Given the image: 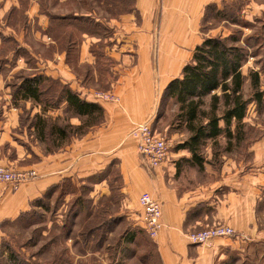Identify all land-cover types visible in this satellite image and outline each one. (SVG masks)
<instances>
[{
    "label": "crops",
    "instance_id": "0c3cea01",
    "mask_svg": "<svg viewBox=\"0 0 264 264\" xmlns=\"http://www.w3.org/2000/svg\"><path fill=\"white\" fill-rule=\"evenodd\" d=\"M222 1L226 0H136V14L121 15L119 20L93 18L113 31L112 36L104 40L110 44L103 53L116 62L110 69L116 80L101 93L114 94L119 98V104L94 98V94L100 92L99 72L91 47L102 40L100 37L84 36L82 43L73 50L77 64L88 65L92 73L89 78L82 79L70 66L68 50H62L45 34L50 20L39 5L30 6L31 9L26 11L29 19L19 34L10 37L6 32L0 33V46L2 36L12 38L18 48L25 49L30 56V62L19 57L11 63L10 57L3 65L0 63V166L34 170L38 174L17 192L0 183V254L3 225L28 212L31 203L50 187L64 179L73 182L94 179L117 166L122 180L121 208L134 226L137 223L132 216L138 214L142 230L138 238L142 235L147 238L152 248L147 254L152 253L155 264H264V226L259 225V210L264 207V174L258 170L259 164L264 162V140L250 147L252 158L246 163L226 152L218 156L219 164H216L211 156L203 153L201 167L193 161L188 150L177 148L183 141L169 153L164 168L150 174L141 166L136 144L129 137L134 125L154 121L163 90L181 77L183 68L192 60L194 49L203 42L202 39L187 55L171 48L170 44L168 48L161 46L158 50L146 48L144 40H157V33L154 31L148 38L143 33L129 31L131 22L136 19L134 15L153 28L173 23H191L195 28L206 7L214 3L220 7ZM8 2L10 6H19L18 0ZM7 6L6 3L5 8ZM256 8L258 5L250 2L245 13L251 17L252 11L256 14ZM190 32L179 34L175 30L162 36L169 41L177 38L192 40L193 32ZM28 37L44 45L46 53L35 52L24 41ZM3 68L9 73L8 80L21 71L58 80L81 99L98 103L105 111L103 125L69 145L48 152L37 138L34 127L33 120L35 115L41 114L40 108L32 101L14 98L6 85L7 79L3 78ZM64 107L49 111L48 115L55 112L59 116ZM25 117H28L27 121H24ZM208 147L205 149L211 153ZM107 180L95 189L109 196ZM144 193L151 194L162 206L163 228L155 240L148 237L141 225L139 198ZM216 224L230 226L242 236L219 238L205 245L188 242L189 234Z\"/></svg>",
    "mask_w": 264,
    "mask_h": 264
},
{
    "label": "rangeland",
    "instance_id": "374dc122",
    "mask_svg": "<svg viewBox=\"0 0 264 264\" xmlns=\"http://www.w3.org/2000/svg\"><path fill=\"white\" fill-rule=\"evenodd\" d=\"M119 1L127 2V0H31L30 3V0H28L27 10H29L30 6L33 7L37 4L41 9L49 8L52 13L64 14L69 19L78 18V16H89L92 12H95L108 20H119L121 15H126L121 11L118 4ZM250 2L258 5V8H256V14L252 11V16L248 17L245 11ZM6 3L8 4L7 8H5ZM17 3H19V0ZM224 4L226 5L225 10L228 14V19L231 20L237 17L233 25L224 23L222 20H210L207 29L203 31L201 24L205 15L204 12L199 24L195 25V28H193L191 23L187 25L182 23L161 24L155 25L156 28H153V25L143 24L142 20L138 19L137 15H134L136 19L131 22L133 25L128 30L133 33H143L144 35H148V38L155 31L158 36L157 40H144L146 48L150 47L158 50L161 46L168 48L170 44L171 48L177 49L179 53L184 55H187L190 49L204 38H226L232 33H237L240 36L241 46L248 51V59L242 68V73L246 77L245 96L252 98L253 92L247 79L252 70L260 73L261 91L264 93V0H226ZM223 6V4H220V8H223ZM242 6H244L243 9L238 13L237 9L242 8ZM135 7L136 0H129V11H131L129 14L135 13ZM14 8V6H10L8 0H0V33L6 32L10 37L19 34L25 26V18L21 19L20 13H17L16 8L15 10ZM27 10H25V13ZM25 13L24 16L26 17L27 24L29 16L27 17ZM92 16H95V14L93 15L92 13ZM33 19L36 20V17L33 16ZM83 24L85 22L81 23V25ZM175 30L179 34L185 31L189 33L192 30L193 39L177 38L169 41L163 37ZM100 32L107 37H111L113 33L110 28L100 29ZM189 35H191V32ZM68 38L72 39L71 36ZM24 41L30 44V47H33L32 49L35 52L42 53L44 51L46 53L45 49H43L45 48L44 45L39 42L29 37L24 38ZM107 44H110V42L108 41ZM48 54L51 55L50 52ZM25 60L28 61V57ZM70 66L74 68L73 70L82 79H86L88 74H90L88 65L81 67L72 62ZM2 72L3 78L7 79L6 85L10 88V93L13 95L14 87L12 83L16 81V76L8 80L9 73L7 70L4 69ZM92 81L93 84L95 80L92 78ZM98 82L99 91L103 92L112 80L100 79ZM165 90L166 88L163 90L157 105L154 130L157 134L165 136L170 141L171 153L180 142L186 140L187 135L183 130H178L176 126L172 125L174 123L173 115L177 111V108L173 106L172 102L163 101ZM117 99L118 102L109 103L119 104V98L117 97ZM35 106L40 108L41 113L43 107L39 105ZM39 108L37 109L39 110ZM52 113L45 115L50 119L49 129L55 124V120H58L61 126L65 128L72 126L74 127L73 133L75 131L78 133L74 136L69 135L68 144L75 139L85 137L88 133L101 127L105 120L104 117L101 124L87 128L82 126L86 121L84 118L76 117L70 113L67 114L64 110L60 111L59 116L55 112ZM27 120L28 117H25L24 121ZM245 120L247 127H251L253 131H250V135L252 136L241 147H236L231 151L226 150V139L221 138L217 148L213 149L209 143L208 146L211 153L204 148V155L211 156L216 164H219L218 156L226 152L234 154L236 159L241 160V162L245 161L246 163L249 161L252 158L249 153L250 147L255 143L261 144L264 140V99L260 107L255 102L251 103ZM81 126L82 128L80 129ZM132 130L129 137L136 144L131 135ZM50 138L48 137L47 142L44 144L48 152H50L49 148H52ZM258 170L264 174V162L261 165L259 164ZM118 171V167L114 166L108 172V176L111 177L108 181L114 182L118 179ZM103 177H105V174L91 180L75 181V190L72 194L64 196L59 190L52 195L50 200L43 201L42 204L44 206L42 208L33 209L29 217L7 221L2 227L4 247H9L13 250L18 255L19 262L9 260V252L5 248L0 257V264H155L152 253L150 256L147 254L148 251L151 252L152 248L150 245L140 240L138 236L135 237V244H128L127 242V239L132 237V234L138 235V233H142L139 226L138 214L137 216H132L134 223H137L134 226L126 211L122 210L120 201L116 197L117 194L108 196L106 193L95 189L96 185L104 183L105 179H102ZM119 184L118 181H115L112 187L116 189L120 186ZM107 186L109 185L107 184ZM112 197L114 198L112 199ZM105 223L107 224L105 225ZM259 225L264 226V207L259 210Z\"/></svg>",
    "mask_w": 264,
    "mask_h": 264
},
{
    "label": "trees",
    "instance_id": "16d2710c",
    "mask_svg": "<svg viewBox=\"0 0 264 264\" xmlns=\"http://www.w3.org/2000/svg\"><path fill=\"white\" fill-rule=\"evenodd\" d=\"M224 3L225 1L221 3L224 5L223 8H220L216 3L206 7L201 24L203 31L207 29L210 20H222L227 24H235L234 20L237 17L231 20L228 19V14L225 10L226 5ZM19 4L18 7H15L16 11L20 13L21 19L25 18L26 25L24 13L27 10L28 0H19ZM118 4L123 14L131 13L129 11V0L127 2L119 1ZM243 7L238 8L237 12L239 13ZM41 12L46 14L50 20L49 29L45 34L54 39L61 49L68 50L70 64L72 62L77 64V55L73 54V50H75L78 44L82 43L84 36L100 37L102 40L91 47L92 53L97 58L96 69L99 72L98 81L100 79H108L112 80V82L116 80L110 70L116 62L109 59L103 53V50L109 44L104 42L107 36L105 35V37L100 32V29L106 27L93 19L97 17L99 20L108 21L107 18L101 17L95 12H92L95 16H92L91 13L89 16H78V18L71 19L64 14H54L49 8L41 9ZM82 22H85V24L81 25ZM70 36L72 39L68 38ZM1 38L0 63L2 65L10 57H12L11 63L16 62L19 57L24 59L28 57V61L30 60L28 52L22 48H17L18 43L14 39L3 36ZM247 59L248 51L241 46L240 36L237 33H232L226 38H204L203 42L194 49L192 60L183 68L181 77L174 79L166 87L163 101L172 102L173 106L177 108V111L173 115L174 123L172 125L176 126L178 130H183L187 135L186 140L177 148L188 150L192 155L193 161L200 167L203 161V149L209 143L214 149L219 146V140L225 138L227 142L226 150L231 151L236 147H241L252 136L250 133L253 129L247 127L245 120L248 108L253 102L260 107L263 103L264 93L261 91L260 73L252 70L247 79L250 82L253 96L252 98L245 96L244 88L246 77L242 73V68L246 64ZM91 74H88L87 78ZM111 83H108L109 85L106 86V89L111 87ZM12 84L15 99L32 101L35 105L43 107L41 114H37L34 117V127L36 136L40 142L45 144L48 137H51L52 148H49L50 152L63 145H69V135L74 136L78 133L76 131L73 133L72 130H74V127L72 126H67L66 128L61 126L58 120H55V124L49 129L50 119L45 116L49 111H56L64 105L63 110L67 114L70 113L76 117L86 119L82 126L87 128L97 126L104 120L105 111L98 103L87 102L81 99L77 93L73 92L58 80L21 71L16 75V81ZM104 174L105 177L102 179H111L110 176L108 177L107 172ZM117 174L119 178L115 181L120 183L119 187L116 189L112 187L115 181L110 182L107 180V183L111 191L110 196L117 194L116 197L120 201L121 195L119 191L122 180L119 171ZM59 190L64 196L70 193L72 194L75 190L74 182L71 179H64L50 187L42 197L33 201L31 203V209L21 214L18 219H25L29 217L33 209L42 208L44 206L42 204L43 201L50 200L52 195ZM136 236L138 235L132 234L130 238L127 236L128 244H135ZM140 240H143V242L149 245L147 238L143 237V235ZM83 241L86 242L85 239ZM5 248L9 252L8 259L19 262L18 255L9 247H4V238L2 237L0 257Z\"/></svg>",
    "mask_w": 264,
    "mask_h": 264
},
{
    "label": "built area",
    "instance_id": "2783aa9c",
    "mask_svg": "<svg viewBox=\"0 0 264 264\" xmlns=\"http://www.w3.org/2000/svg\"><path fill=\"white\" fill-rule=\"evenodd\" d=\"M98 101L118 102L117 96L110 93H95ZM154 121L148 120L135 125L132 136L136 141V150L141 160V166L152 174L164 168L171 150L170 141L153 128ZM38 177L34 170H20L7 166H0V183L6 184L17 192L24 184L32 182ZM141 207V225L148 237L157 239L163 228L162 206L151 194L144 193L139 198ZM242 235L230 226L217 224L197 233L189 234L187 240L192 245H205L219 238L238 239Z\"/></svg>",
    "mask_w": 264,
    "mask_h": 264
},
{
    "label": "bare ground",
    "instance_id": "6f19581e",
    "mask_svg": "<svg viewBox=\"0 0 264 264\" xmlns=\"http://www.w3.org/2000/svg\"><path fill=\"white\" fill-rule=\"evenodd\" d=\"M183 24V23H182ZM179 33V32H178Z\"/></svg>",
    "mask_w": 264,
    "mask_h": 264
}]
</instances>
